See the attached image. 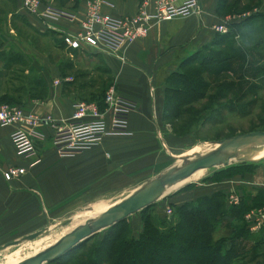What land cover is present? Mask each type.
Returning a JSON list of instances; mask_svg holds the SVG:
<instances>
[{"label": "crops", "instance_id": "obj_1", "mask_svg": "<svg viewBox=\"0 0 264 264\" xmlns=\"http://www.w3.org/2000/svg\"><path fill=\"white\" fill-rule=\"evenodd\" d=\"M42 1L72 12L75 16L74 21L40 18L23 11L20 0H14V13L25 19L27 26L39 37L40 43L48 45L47 51L36 47L39 44L35 43L37 38L31 40L20 36L17 29L8 24V19L0 21V50L4 54L19 55L28 65L27 69L26 65L23 67L25 75L28 72L30 74L27 76L40 77L46 88L43 99L25 97L19 101L25 111H32L41 117L35 130L42 137L33 139V158L18 157L9 139L11 131L16 128L27 130L26 126L15 123L0 127V236L32 233L62 213L78 212L77 209L82 206L104 200L108 193L119 190L123 180L131 174L158 166L161 172L168 167L166 163L169 157L175 156L173 152L178 148L193 146L192 143L187 145L191 140V131L177 136L165 119V79L169 73L178 70L181 60L197 49L202 31L212 24L220 23L223 18L215 12L216 0H197L198 14L149 21L145 36L136 38L121 48L125 56L124 62H118L106 54L87 52L92 53L93 61H101L108 68L111 77L109 86L120 95L133 100L136 106L127 118L128 134L104 136L96 145L86 150L59 156L50 146L53 130L64 127L70 120L72 104L82 97L84 89L93 91L89 84L84 86L83 82L81 87L78 86L79 83L75 86L73 79L78 76L67 74L75 67L73 55L67 48H59L55 43L56 38L75 29L77 20L84 15V0ZM109 1L113 6L108 11L118 17L134 15L140 9L146 12L154 10L153 0ZM174 2L178 3L180 0ZM61 49L67 51V61L72 62L71 67H65V73H61L60 68L65 60L58 54L54 56L49 52ZM85 66L91 68L88 63ZM66 77L69 80H65ZM53 80L58 83L52 84ZM103 107V104L102 107L98 106L99 113ZM46 116L49 117L48 120L44 119ZM13 166L22 168L23 172L9 180L3 179L1 172ZM259 173L261 178L257 177L256 183L250 182L254 174L246 173L217 182L206 180L205 184H198L203 188L187 183L188 186L184 184L175 191H165L152 203L151 216L154 220H161L165 215V206H177L215 191H220L225 196L229 191L235 190L236 193L239 192L240 199L248 204L258 189L264 190V171ZM244 184L248 185L246 188L249 194L244 193ZM126 221L132 236L136 237L141 231L138 212L128 215ZM261 250L264 252V244Z\"/></svg>", "mask_w": 264, "mask_h": 264}, {"label": "trees", "instance_id": "obj_2", "mask_svg": "<svg viewBox=\"0 0 264 264\" xmlns=\"http://www.w3.org/2000/svg\"><path fill=\"white\" fill-rule=\"evenodd\" d=\"M8 1L13 6L14 0ZM256 2V0H216L214 9L216 14L222 16L229 10L248 9ZM16 17L27 26L23 17L17 14ZM255 17L264 20V14H258L248 17L240 23L233 22L229 25V28L232 29H229L230 31L214 32L217 36L211 45L220 46L218 50H209L205 55H200L197 60L199 52L196 49L180 61L178 70L167 75L163 96V113L171 125L180 119L178 128L182 125L193 124L196 120L197 125L200 126L209 121L221 120L224 114L231 111H242L246 106L250 108L254 105L256 98L248 94V92H254L255 86L252 83L249 82L247 87L245 86L240 92H234L229 84L221 82L211 85L200 78L199 74L204 71L215 72V74L223 72L229 68L230 60L239 57L244 63L243 71L250 70L249 72L244 71L245 74L264 82V65L255 64L252 66L247 58V49H243L233 41L234 35L241 34L242 37L251 35L248 33L252 32V29L249 28L246 32H242L240 27ZM33 32L35 33V31ZM55 43L59 48L65 46L59 38H56ZM67 50L72 54L78 51V49L71 48H67ZM79 51L86 53V61L91 65L93 71L102 72L108 76L107 80L99 83L97 89L89 91L81 97V100L96 101L98 106L102 107V96L111 81L110 72L101 61H97V63L91 61L92 53ZM258 58H262L261 55H258ZM13 64L19 65L21 69L26 65L19 55L0 53V71L8 69ZM71 65L72 62H64L60 67L61 73H65V67H71ZM184 69L185 71L182 72ZM15 81H19L16 86H7V90L0 91V103L20 105L19 101L25 97L31 99L45 97L46 88L40 77L24 76L20 80L15 78ZM82 85L83 83L78 84L80 87ZM244 97L247 99L242 100ZM257 105L258 116L256 117L259 124L254 128L264 130V104L259 102ZM188 132L187 130L183 134ZM183 134L178 133V135ZM238 163L223 166L222 169L211 172L202 180L217 182L250 171L243 170L244 167L250 166H243L249 162L240 161ZM224 198L225 196L220 191L199 195L191 201L172 206V219L158 221L151 216L150 207L152 204H150L138 211L141 231L137 237L130 234L125 218L106 227L46 264H264V252L261 250L264 229L261 227L257 232L251 233L246 227L243 217L248 210L264 205V190L258 189L248 204L239 199L237 204L226 205ZM98 235L100 236L96 240L97 242H90L91 244L87 245Z\"/></svg>", "mask_w": 264, "mask_h": 264}, {"label": "built area", "instance_id": "obj_3", "mask_svg": "<svg viewBox=\"0 0 264 264\" xmlns=\"http://www.w3.org/2000/svg\"><path fill=\"white\" fill-rule=\"evenodd\" d=\"M154 10L146 12L140 9L136 14L125 17L112 15L108 9L113 4L109 0H84V15L77 20L75 29L58 38L67 48L109 55L118 62H124L121 48L147 34L151 20H166L175 16L187 17L199 13L197 0H153ZM20 6L31 13L49 20L63 19L74 21L72 12L65 11L41 0H20ZM224 16L220 23L210 26L213 32L226 31ZM65 80H69L66 77ZM53 80L52 84H57ZM103 110L99 113L96 101L77 100L72 104L70 120L64 127L55 128L50 138V146L59 156L72 155L96 145L104 136L125 135L127 118L135 108V102L117 93L110 85L102 96ZM105 114V115H104ZM41 117L32 111H25L16 103H0V127L20 124L28 129L16 128L9 134L15 154L21 159L33 158L35 149L33 139L42 136L35 130ZM48 120L49 117H44ZM23 172L20 167H9L1 172L3 179L9 180ZM227 205L238 203L237 194L229 191L225 197ZM171 209L166 206L164 214L169 216ZM244 219L249 231H257L264 225V205L257 210H249Z\"/></svg>", "mask_w": 264, "mask_h": 264}, {"label": "rangeland", "instance_id": "obj_4", "mask_svg": "<svg viewBox=\"0 0 264 264\" xmlns=\"http://www.w3.org/2000/svg\"><path fill=\"white\" fill-rule=\"evenodd\" d=\"M256 1L257 2L254 3L248 9H243L240 11H232V10L230 11L229 10L227 13L222 15V17L229 16V18L225 20L226 31L232 30L229 28V25L232 24L233 22L240 23L248 17L255 16L258 14H264V0H256ZM5 18L8 19V24H10L11 27L17 29L20 36L28 37L31 40H33L34 37L37 38L35 43L38 42L39 44H37L36 47L40 50L47 51L48 45H45L44 42L40 43L39 37H37V35L31 30V28H28L26 25H24L21 19L16 17V14L13 11V6H11V3L8 0H0V21L2 19L5 20ZM240 28H242L241 29L242 32H246L249 28L252 29V32L248 33L251 35L245 36V37L244 36L242 37L241 34L234 35L233 37L234 43L238 44V46L242 47L243 49H247L248 51L247 58L249 59L248 61L252 63V66L255 64H259V66L264 65V43H263L264 20L262 18L255 17V18H252L250 21L246 22L245 24H242V27ZM197 31L199 30L197 29ZM216 33H214L210 27L202 31L203 35L201 36V41L197 42V52H199V54L197 55L198 57L197 60L199 59L200 55L202 54L205 55L207 52H209V50L216 51L220 48V46L217 47V46L211 45V42L217 36ZM64 48H67V47L64 46ZM67 51L64 49H61L57 51L50 50L49 52L50 54H53L54 56L55 54H58L61 58L65 60L64 62H68L67 61L68 57L66 56ZM0 53H3V52L0 50ZM73 53L74 54L72 55H74V57H72V60H73V64L75 65V67L73 68V70L71 69L72 71L69 70L67 74L68 76H72V75L77 76V74H82L80 76L78 75V77L73 79V81L75 82V86L77 83L83 82L84 86H87V84H89L90 86L89 88L95 90L97 89V86H99V83H102L104 80H107L108 76L106 74H103L102 72L101 73L95 72L93 71L92 68L85 66L87 64L86 53H81L79 50ZM258 55H261L262 58H258ZM95 63H97L96 60H95ZM196 63H193V64H196ZM228 65H229V68H227V70L223 72L215 74V72L204 71L199 74V77L209 82V84L211 85H216L221 82L225 84H229L231 90H233L234 92H240L249 82L252 83L255 86L254 92H248V94L256 98L254 105L250 108L246 106L245 109L242 111H234V112L231 111L229 113L224 114L221 120H213L211 122L209 121L208 123H205L200 126L197 125V120H196V122L193 124L182 125L178 128L180 124L179 123L180 119L178 121H174L172 123L173 126L171 125V127H173L172 132H174V134H176L177 132L180 134L181 133L183 134V132H186L187 130L191 131L192 132L190 135L191 140L190 142L189 141L187 142V145L192 143L193 146H191L190 148H188L189 146H187L188 149L178 148L175 152H173L175 153V156L169 157L170 159L169 161H167L166 165L168 166L171 164L174 165L175 161L179 159L186 151L194 148L198 144L215 143L216 140L218 139L230 137L232 135L242 133V132H247L248 130H251V129L260 130L258 128H254V126H257L259 124V120L256 117L258 116V110H257L258 105L257 104L259 102L264 104V82L259 81V79H254V77L251 78L247 74H245L244 71L249 72L250 70L246 69L243 71L244 63H243V60L239 57L233 60H230ZM27 67L28 65H26V69ZM24 69L25 68H23L22 70L21 68H19V66H11L8 69H4V70L1 69L0 71V91L7 90V86L9 87L16 86L19 83V81H15V78L20 80V78L23 79L24 76H27V74H30L27 72L25 75V73L23 72ZM98 70H101V69H98ZM184 71L185 69L182 70V72ZM83 88H86V87H83ZM87 92H88V89H84L81 96L82 95L85 96ZM245 99H247V97H244L242 100H245ZM178 133L176 134L177 136H179ZM240 161H245L247 163L249 162L248 164H245L243 166H246V165H250V166L244 167L243 170H246V171L250 170L248 173L254 174V176L251 177L250 182L254 181V183H256L257 177H259V179L261 178V175L259 172L264 171V160L251 162L249 160L235 159V160L230 161L228 165L236 164ZM159 168L160 166L154 167L153 169L145 170L144 172H138L136 174H131L128 178H125L123 180L122 187L119 190L108 193L107 196L104 198V200H99L94 203L91 202L92 204L82 206L81 208L77 209L78 212L74 211V212H69V213H62L58 215L56 219L45 222V224H43L42 227L37 228L32 233H26L24 235L22 234V232H20V234L13 233L9 235L6 234L4 236H0V263L3 262L4 255L9 253L10 251H13L19 248L21 249L23 253H25V255H30L33 250L32 248L35 246V244H32V241H34L35 239L43 238L46 242H52L54 239H57L60 235L64 234L67 229L69 228L71 229L73 225L75 226L78 225L76 224L78 221L76 223H73L74 219L82 217L83 212L87 210L88 211L92 210V206L94 204L100 201L112 203L118 198L120 199L126 196L128 193H130L134 189L140 187L148 179L157 175L159 173ZM222 168L223 166H216V167L204 169L202 172L203 174L200 177H198L197 179L190 180L184 184L190 183V185H192L193 187L203 188L202 185L198 186V184H205L207 182V181L202 180V178H204L205 176H208L211 172H214ZM258 173H259V176H258ZM184 184H181V186H177L174 189L169 188L166 191L168 192L175 191L179 187H182ZM243 186L246 189L244 193L249 194L248 188H246V186L248 185L244 184ZM241 187L242 186H240V188ZM231 191L237 194L238 202H239L240 197L238 195L239 194L238 190H237L238 193H236L235 190H231ZM224 201L226 204V200ZM165 207H164V210H165ZM169 208L171 209L169 216L166 217L164 215L163 219H166V220H170V218L172 219L173 208L171 207ZM253 209L257 210L259 209V207L253 208ZM80 221L81 219L79 220V222ZM261 227L262 229H264V225H262ZM257 231H254V232L250 231V232L255 233ZM99 236L100 235L95 236V238L89 241L87 245L91 244L90 242H97L96 240H98ZM30 242L32 246L30 245ZM261 244L263 245L264 241ZM43 264H46V263H43Z\"/></svg>", "mask_w": 264, "mask_h": 264}, {"label": "water", "instance_id": "obj_5", "mask_svg": "<svg viewBox=\"0 0 264 264\" xmlns=\"http://www.w3.org/2000/svg\"><path fill=\"white\" fill-rule=\"evenodd\" d=\"M251 139L264 142V130H252L218 139L215 149L202 155L190 156L179 166L169 165L140 187L111 204L95 218L85 219L81 224L60 235L49 246L17 264H43L54 260L106 227L149 206L164 194L166 186L181 181L198 169L228 165L230 160L235 158L237 148Z\"/></svg>", "mask_w": 264, "mask_h": 264}, {"label": "bare ground", "instance_id": "obj_6", "mask_svg": "<svg viewBox=\"0 0 264 264\" xmlns=\"http://www.w3.org/2000/svg\"><path fill=\"white\" fill-rule=\"evenodd\" d=\"M216 146H217L216 142L215 143H208V144H198L194 148L186 151L179 159H177L174 163V166L181 165L190 156L205 154V153L215 149ZM237 158H241L243 160H249L251 162L264 160V142L259 141V140H253V139L245 142L244 144H242L241 146H239L237 148L235 158H232L230 161L235 160ZM203 170L204 169H198L195 172H193L191 175H189L188 177L182 179L181 181H178L176 183H173L172 185L166 186L164 189V192L166 190H168L169 188L174 189L177 186H181V184H184L190 180L197 179L198 177H200L203 174L202 173ZM118 200H119V198L117 200L113 201L112 203L100 201V202L94 204L92 206V210H90V211L87 210V211L83 212V216L80 218H75L73 223H76L77 221L79 222L80 219H81L80 222L82 223L85 219L95 218L99 213L104 211L107 207H109L111 204H114ZM78 222L76 224L79 225L80 222L79 223ZM73 227H75V225H73L72 228ZM69 229H67V230H69ZM55 240L56 239H54L52 242H46L43 238L35 239L34 241H32V244H35V246L32 248L33 250H32L30 255H25V253H23L21 251V249L19 248V249L10 251L6 255H4L3 262H1L0 264H17L22 259L27 258V257L35 254L36 252L44 249L45 247L49 246ZM32 244L30 242L31 246H32Z\"/></svg>", "mask_w": 264, "mask_h": 264}]
</instances>
